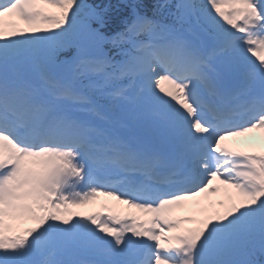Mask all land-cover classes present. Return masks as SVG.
<instances>
[{
	"label": "snow or ice",
	"instance_id": "obj_1",
	"mask_svg": "<svg viewBox=\"0 0 264 264\" xmlns=\"http://www.w3.org/2000/svg\"><path fill=\"white\" fill-rule=\"evenodd\" d=\"M120 7L0 0V264H264V0Z\"/></svg>",
	"mask_w": 264,
	"mask_h": 264
},
{
	"label": "trees",
	"instance_id": "obj_2",
	"mask_svg": "<svg viewBox=\"0 0 264 264\" xmlns=\"http://www.w3.org/2000/svg\"><path fill=\"white\" fill-rule=\"evenodd\" d=\"M88 3L93 4V5H98V3L100 4H106L104 7H108L109 11H108V16H112L113 18H115L116 20L119 17H122L124 14V9H122L120 7L122 0H87ZM145 4L151 6V4L154 2L153 0H144Z\"/></svg>",
	"mask_w": 264,
	"mask_h": 264
},
{
	"label": "rangeland",
	"instance_id": "obj_3",
	"mask_svg": "<svg viewBox=\"0 0 264 264\" xmlns=\"http://www.w3.org/2000/svg\"><path fill=\"white\" fill-rule=\"evenodd\" d=\"M253 134L257 137V138H255L254 139V143L252 144L254 147H257V148H259L260 149V147L262 146V137H261V134L260 133H258L259 135H257V133H250V134H248V138H251L252 139V136H253ZM250 139V140H251ZM242 142H245L244 140L242 141ZM247 143H249V142H247ZM250 144V143H249ZM188 210V209H187Z\"/></svg>",
	"mask_w": 264,
	"mask_h": 264
},
{
	"label": "bare ground",
	"instance_id": "obj_4",
	"mask_svg": "<svg viewBox=\"0 0 264 264\" xmlns=\"http://www.w3.org/2000/svg\"><path fill=\"white\" fill-rule=\"evenodd\" d=\"M133 213H134L135 215H140V216H142L143 218L148 219V217H146V216H145L144 214H142V213L137 212L136 210H134Z\"/></svg>",
	"mask_w": 264,
	"mask_h": 264
}]
</instances>
